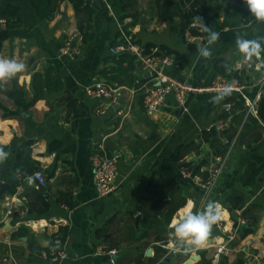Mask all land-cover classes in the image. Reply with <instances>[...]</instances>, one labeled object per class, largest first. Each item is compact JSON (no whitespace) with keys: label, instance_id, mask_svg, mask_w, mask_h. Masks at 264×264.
<instances>
[{"label":"crops","instance_id":"1","mask_svg":"<svg viewBox=\"0 0 264 264\" xmlns=\"http://www.w3.org/2000/svg\"><path fill=\"white\" fill-rule=\"evenodd\" d=\"M107 3L110 9L104 2L89 1L91 14L77 15L70 0H41L38 10L30 0H0V16L15 7L20 20L17 28L0 31L7 35L0 58L26 65L23 72L0 82V148L8 153L0 162V264H54L43 254L64 229L69 235L61 243L68 258L58 264H209L215 249L236 229L239 211L249 225L239 228L233 254L220 264H264V167L254 183L243 179L252 163L264 160V125L247 134L242 145L237 139L229 141L234 145H227V154L213 163L214 148L201 140V133H211L223 113L231 110L223 104L225 95L215 99L210 93L192 94L187 112L170 96L165 108L148 113L144 97L153 85L151 76L132 60L131 52H111L124 45L123 34L129 32L143 47L164 46L184 56V67H169L166 73L186 83L211 85L221 76L214 69L219 59L227 70L224 78L231 80L243 69L245 84L251 85L264 77V51L259 59L247 61L236 39H259L264 49V22L250 13L244 0H199L205 25L218 32L219 39L208 45L209 33L202 31L203 40L190 43L184 36L187 24L180 0ZM82 23L92 34L81 47L82 55H61L64 40L80 31ZM205 46L212 53L209 58L200 55ZM97 83L117 91L116 104L87 94L86 88ZM100 108L103 114L97 113ZM216 133L211 134L220 137L217 129ZM54 143L58 148L52 150ZM198 145L200 153L195 150ZM100 146L118 161L116 190L107 197L98 195L91 163ZM188 146L181 160L188 157L195 163L194 175L203 177L204 167L210 165L220 169L209 194L181 177L178 157ZM20 155L23 171L17 170ZM36 171L47 179L46 188L31 182ZM3 186L8 188L1 193ZM233 197L243 200L242 208H232ZM209 202L221 206V226L212 228L194 252L184 254L181 248L175 253L156 244L157 230L142 239L144 215L162 224L165 214L180 206L161 236L176 247L172 222L201 211ZM43 203L49 205L44 213ZM99 229L104 238L98 236ZM132 229L136 240L130 238ZM100 246L112 256H96Z\"/></svg>","mask_w":264,"mask_h":264},{"label":"built area","instance_id":"2","mask_svg":"<svg viewBox=\"0 0 264 264\" xmlns=\"http://www.w3.org/2000/svg\"><path fill=\"white\" fill-rule=\"evenodd\" d=\"M97 1L104 2L110 9L107 0ZM190 28H199L200 34L194 36L190 31L186 30L184 34L185 39L190 43L195 41H202L203 37L201 34L202 30L200 25L196 24L195 26H193L192 24ZM6 30L7 20L4 18H0V31L3 32ZM123 39L124 45H118L113 47L111 49V52L114 55H118L123 51L131 52L136 57L141 68L145 72L150 73L153 85L147 91L144 97V107L148 113H152L165 108L167 105L168 98L170 96L175 97L177 107L180 110H182L183 112H187V101L190 95L210 93L218 96L225 88H230V93L238 94L245 101L248 111L256 116V105L257 102L261 99L262 92L264 91V77L258 79L253 84L248 85L221 76H217L213 80L211 85L207 87L194 86L166 73L167 68L177 66L173 59L169 57L147 55L145 53V48L137 44L132 35L130 34L124 33ZM82 45L83 34L79 31L72 32L64 40L60 49V53L61 55L67 58L75 59L82 55ZM86 91L90 97L105 100L108 102V105L116 104L119 98L117 91L113 90L110 86L105 83H97L94 86L87 87ZM252 94H255V97H252ZM226 107L227 110H230V105H226ZM102 108L97 110V113L103 114L104 110ZM229 122V120H222L218 122L216 124V129L219 132L226 130L230 126ZM222 142L225 145H234V142L230 143L226 139H222ZM225 160H227V157L222 159V161ZM183 161L188 163L190 159L188 157H185ZM91 163L98 195L100 197H107L116 190L114 182L118 175V161L114 156L107 154L103 146H100L93 153L91 157ZM204 171L208 172L209 174V177L206 180H203L200 176H196L185 169L181 170V177L183 179L191 180L205 194H209L213 190L219 179L220 169L210 165L208 167H204ZM30 180L31 182H36L39 189H44L47 187V181L45 179V176L41 172H36L30 178ZM204 208L205 205L203 206L202 210ZM248 225L249 221L243 216L242 211H239L236 229L233 232L228 233L225 237L224 243L219 245L215 249L214 253L210 258V264H220L225 258H228L233 254V245L238 237L237 231H239L240 227H248ZM220 226L221 224L218 221L212 226V228ZM52 241V247L48 252H45L43 256L49 258V260L54 264L62 263L68 258V253L65 249V246L62 245L59 236H55ZM163 247L166 249H171L175 253L181 252V248L177 250V246L175 247L167 244ZM104 255L110 256L111 252H108L104 246H100L98 253H96V256Z\"/></svg>","mask_w":264,"mask_h":264},{"label":"trees","instance_id":"3","mask_svg":"<svg viewBox=\"0 0 264 264\" xmlns=\"http://www.w3.org/2000/svg\"><path fill=\"white\" fill-rule=\"evenodd\" d=\"M70 2L73 4L74 9L76 11V14L79 15L81 13H88L91 14L90 4L89 0H70ZM30 3L34 10H38L41 6V0H30ZM180 3L185 8V20H186V30L190 31L194 36H197L200 34L199 28H190L192 24H194V19L196 17H199L202 19L203 23L206 24V18L198 11L199 6V0H180ZM18 10L15 7H8L5 12L2 13L0 18H4L7 20V30H11L14 28H17L20 25V20L17 18ZM125 19V17L122 18V22ZM199 24V23H197ZM200 25V24H199ZM80 31L83 34V43L87 42L92 38V34L89 33L91 31V27H84L83 23L79 27ZM127 34H130L129 32ZM131 35V34H130ZM7 35L5 33L0 34V54L2 51L3 43L6 40ZM192 46V45H191ZM145 53L149 56H161V57H173L174 62L176 65H179L180 67L185 66V58L178 52H174L164 46L156 47L152 44H148L144 46ZM193 50V49H192ZM136 60V57H133ZM214 69L215 72L218 75H221L222 77H227V70L224 65V61L222 60H215L214 61ZM245 70L240 69L239 71L232 74L231 80L238 81L240 83L245 84ZM247 83V82H246ZM252 97H255V94L251 95ZM223 104L230 105L231 110L229 112H224L222 115V120L226 121L229 119L230 126L226 130L220 132V137H213L210 132L204 131L201 133V140L209 143L213 148L214 152L212 154L211 162L215 163L217 158H223L227 152H228V146L224 145L221 142V139H226L228 141H233L234 139H237V142L239 141V138L246 139L247 134L259 130L262 125H264V96L262 94L261 99L257 102L256 105V116L248 112V108L245 104V101L238 95V94H231L230 96L226 97L223 100ZM58 148V143H54V146L52 145L51 149L55 150ZM191 149L190 146L186 147V152L183 155H180L178 157V163L180 169H185L188 172L195 173L197 166L194 162H182L183 156L188 154L189 150ZM197 153H200V146L198 145L197 148H195ZM19 162H18V171L24 170V164L22 167L21 164V155L19 156ZM264 167V160L260 159L256 161L255 163H252L249 167L248 172L246 173V176L244 180L245 184L254 183L257 178L259 177L262 169ZM31 169V168H30ZM34 169H31V172H33ZM37 172V171H36ZM35 172V173H36ZM33 173V174H35ZM203 177L201 178L203 180H206L209 177L208 172L202 173ZM46 179V178H45ZM47 181V179H46ZM48 183V182H47ZM230 202H232L233 209L242 208L244 205V202L240 198H230ZM60 202L63 203V200L60 199ZM180 206H174L167 214H165V221L161 224L159 221H156V217L150 216V215H144V219L141 223V229H145L146 233L142 237V239H147L148 237H151L150 232L157 230L159 232V235L155 238V243L158 245H167L168 242L164 237H161L163 233L166 234V228L168 227L174 213L177 211V209ZM49 209L48 203H43V209L41 210L43 213L46 212ZM250 230V227L246 229V231L243 233V236H245ZM25 232L24 229L19 231V234L22 235ZM136 232L132 229V233L130 238L133 240H136ZM60 239L62 243H65L66 238L68 237V231L67 229L62 230L60 233ZM98 236L100 238H104V232L103 230L99 229L97 232ZM54 239V238H53ZM52 239V240H53ZM53 242V241H52ZM210 264V261H209Z\"/></svg>","mask_w":264,"mask_h":264},{"label":"clouds","instance_id":"4","mask_svg":"<svg viewBox=\"0 0 264 264\" xmlns=\"http://www.w3.org/2000/svg\"><path fill=\"white\" fill-rule=\"evenodd\" d=\"M244 3H246L250 13L253 14L258 21L264 22V0H244ZM197 23L200 24L203 32L209 33L208 45L214 44L219 39V33L212 31L210 27L203 23L201 18L196 17L193 26ZM236 45L238 51L244 54L245 60L247 61H251L253 56L259 59L261 51H264L259 39L247 40L238 36ZM199 52L204 58H209L212 55L207 46L199 49ZM25 68L26 65L22 62H18L16 59L0 58V82H6L17 73L23 72ZM228 92H230V88H225L215 99H223L224 95ZM7 156L8 153L0 148V162H3ZM188 207H193L191 201H189ZM220 218L221 206L219 203L209 202L203 210L188 212L186 215L182 216L179 221L174 220L172 222V227L174 228L173 236L177 242V250L182 248L184 254H187L202 247L211 233L212 226L216 224Z\"/></svg>","mask_w":264,"mask_h":264},{"label":"water","instance_id":"5","mask_svg":"<svg viewBox=\"0 0 264 264\" xmlns=\"http://www.w3.org/2000/svg\"><path fill=\"white\" fill-rule=\"evenodd\" d=\"M232 71H233V70H230V72H232ZM148 75L150 76V73H148ZM230 95H231V93L228 92V93L225 95V97H228V96H230ZM210 131H211V133H212L214 136L217 135V133H216V128H215V127H212ZM239 142H240V145L243 144V140H242L241 137H240ZM6 188H8V186H3V187L1 188V193H3L4 190H5ZM140 219H141L140 216H138V217L136 218V226H138V224H139V222H140ZM150 254H151V252L148 253V255H150Z\"/></svg>","mask_w":264,"mask_h":264}]
</instances>
